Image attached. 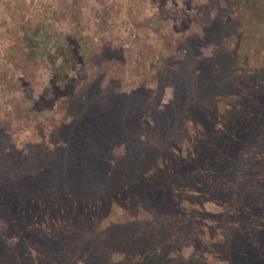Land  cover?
I'll return each instance as SVG.
<instances>
[{"label": "trees", "instance_id": "16d2710c", "mask_svg": "<svg viewBox=\"0 0 264 264\" xmlns=\"http://www.w3.org/2000/svg\"><path fill=\"white\" fill-rule=\"evenodd\" d=\"M224 4L217 11L225 20H251L257 58L244 47L230 51L228 36L207 56L192 41L181 55L171 47L161 51L154 87L144 76L124 91L114 58L111 72L86 64L95 73L74 97L67 72L83 60L78 43L66 35L46 50L52 78L44 97L52 108L62 100L52 115H64L32 133H8L0 123V264H264V117L258 113L264 78L257 74L264 73V24L253 23L263 20L262 10L248 0ZM20 41L13 62L31 78L37 43L28 34ZM166 89L171 96L164 105ZM118 138L127 154L138 153L126 168H111L121 145L110 142ZM204 156L209 165H202ZM191 164L202 167L189 170ZM240 176L247 184L237 195L232 179ZM188 216L196 228L186 251L175 237L187 231ZM115 220H128L130 239L109 235ZM158 237L165 252L152 254L147 248Z\"/></svg>", "mask_w": 264, "mask_h": 264}, {"label": "rangeland", "instance_id": "374dc122", "mask_svg": "<svg viewBox=\"0 0 264 264\" xmlns=\"http://www.w3.org/2000/svg\"><path fill=\"white\" fill-rule=\"evenodd\" d=\"M223 1L225 2V0H0V123L8 127V133L21 131L32 133L38 131L42 122L49 123L51 121V117H54L53 111L57 106L59 108L64 106L61 105L62 100L59 99L54 101L53 104L57 105H53L54 108H52L50 100L44 97L52 78L50 69L44 63V57L46 50L55 41L63 40L66 35H70L78 43V55L84 60L81 59L82 61L70 66L67 72L68 84L75 85L74 97H77L75 93L78 91V87L82 86L85 79L95 73L88 70L86 64L89 66L93 64L98 70L103 68L111 72L113 68H116L114 58L117 60L119 68L122 69L121 74L118 75L122 80L124 91L132 90L144 76L143 82L154 87L156 83L152 76L159 67L158 57H160L161 51L169 50L168 48L171 47L170 49H176L175 54L181 55L186 44H191L192 41L196 43V45H192L195 47V52L207 56L214 51L221 50L220 43L223 42L225 36H228L230 51L235 47H244L247 56L257 58L255 46L250 43L253 39L251 30L255 28L251 20L247 19L246 21V18L225 20L224 13L217 11L219 8H224ZM256 4H260L261 20H263L253 23L263 25L264 0H248L249 7H256ZM215 20L214 28L210 30ZM26 34L33 42L37 43L35 44L36 65L31 78L13 62L12 50L18 45L21 46L20 38L22 39ZM238 42L243 46L238 45ZM187 47L192 48L191 45ZM194 49L192 48V50ZM103 54L108 58H104ZM120 56L121 58L118 60ZM110 57L112 60L109 59ZM109 72L108 74H110ZM257 74L263 75L264 78L263 72ZM241 75L242 72L239 73V76ZM103 83L105 84V82ZM240 84H242L241 81ZM102 90L104 91V89ZM170 96L171 89H166L162 104H167ZM240 99L244 102L247 97L240 93ZM70 111L67 113L68 121H71L75 116ZM258 113L264 117V110H260ZM62 115L64 114L61 112L56 114L57 119L53 118V120L60 121ZM263 131L264 129L261 132ZM246 132L239 135V145L246 142L247 137L250 138L254 131ZM110 143H120L121 145L112 152L111 168L115 166L117 169H119L118 166L129 167L136 155L138 156V153L127 154L125 152L127 144L120 138ZM234 151L235 157L238 152ZM201 162L202 165H209L205 156L202 157ZM194 167L201 169L202 166L191 164L189 170ZM241 168H237V171ZM182 174L185 175L183 172ZM232 180H234L233 185L237 184V189H235L237 195L242 193L247 179L241 177L239 182L236 179ZM171 182L173 183V181ZM258 200H260L259 194L256 198V201ZM248 205L249 203L244 205V209ZM248 213H252V211L246 210L244 215H248ZM143 214L140 216L131 214L130 217L135 216L134 219H141ZM150 217V213L145 214L144 220L150 219ZM189 218L190 216L183 218L188 226L187 231L185 232L184 229L182 234L175 237L177 247L182 246L183 249L186 247V251H189L190 244L194 242L190 236V230L196 228L194 222L192 221L191 224ZM127 221L115 220V229L109 235H113L118 240L130 239L131 233L128 234L130 231L125 226L129 223ZM168 237L167 235L166 241ZM156 242L159 245L158 248ZM155 243L149 244L147 248L149 252L152 254L165 252V246L160 237L156 239ZM165 244L170 243L166 242ZM173 247H176L174 243ZM69 250L75 253L72 247ZM87 256L88 253L83 254L85 260ZM116 257L121 258L122 256ZM18 259L21 257L17 254L14 261Z\"/></svg>", "mask_w": 264, "mask_h": 264}]
</instances>
